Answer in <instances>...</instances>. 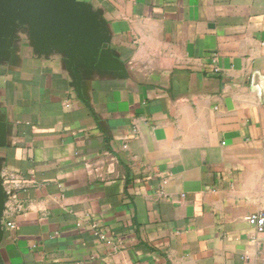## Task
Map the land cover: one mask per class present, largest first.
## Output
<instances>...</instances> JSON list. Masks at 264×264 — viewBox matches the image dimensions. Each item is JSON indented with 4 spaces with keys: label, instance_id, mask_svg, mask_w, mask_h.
<instances>
[{
    "label": "crops",
    "instance_id": "crops-1",
    "mask_svg": "<svg viewBox=\"0 0 264 264\" xmlns=\"http://www.w3.org/2000/svg\"><path fill=\"white\" fill-rule=\"evenodd\" d=\"M80 1L119 67L0 58V264H264V0Z\"/></svg>",
    "mask_w": 264,
    "mask_h": 264
},
{
    "label": "water",
    "instance_id": "water-1",
    "mask_svg": "<svg viewBox=\"0 0 264 264\" xmlns=\"http://www.w3.org/2000/svg\"><path fill=\"white\" fill-rule=\"evenodd\" d=\"M19 24L30 26L35 46L44 52L57 48L68 55L81 90L77 63L80 58L97 62L101 68H117L110 57L104 24L98 15L80 0H0V58L11 54L14 31ZM5 193L0 179V235L3 234Z\"/></svg>",
    "mask_w": 264,
    "mask_h": 264
},
{
    "label": "built area",
    "instance_id": "built-area-1",
    "mask_svg": "<svg viewBox=\"0 0 264 264\" xmlns=\"http://www.w3.org/2000/svg\"><path fill=\"white\" fill-rule=\"evenodd\" d=\"M249 224L255 228L257 232L264 231V211L252 213L247 217Z\"/></svg>",
    "mask_w": 264,
    "mask_h": 264
}]
</instances>
